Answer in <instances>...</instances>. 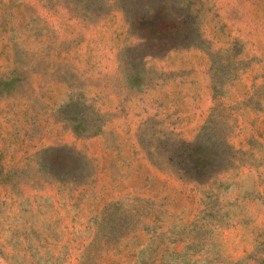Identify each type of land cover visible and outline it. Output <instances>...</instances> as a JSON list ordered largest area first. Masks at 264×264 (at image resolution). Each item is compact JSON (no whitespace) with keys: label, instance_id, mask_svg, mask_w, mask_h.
<instances>
[{"label":"rangeland","instance_id":"obj_1","mask_svg":"<svg viewBox=\"0 0 264 264\" xmlns=\"http://www.w3.org/2000/svg\"><path fill=\"white\" fill-rule=\"evenodd\" d=\"M0 264H264V0H0Z\"/></svg>","mask_w":264,"mask_h":264}]
</instances>
